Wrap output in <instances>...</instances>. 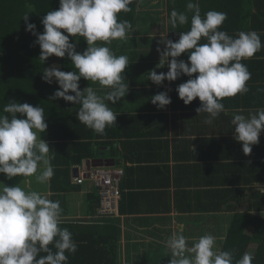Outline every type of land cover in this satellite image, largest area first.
Returning <instances> with one entry per match:
<instances>
[{
    "label": "clouds",
    "instance_id": "9594fccd",
    "mask_svg": "<svg viewBox=\"0 0 264 264\" xmlns=\"http://www.w3.org/2000/svg\"><path fill=\"white\" fill-rule=\"evenodd\" d=\"M133 3L134 0H59L58 9L46 12L41 19L43 32L36 31L28 13L22 17L25 30L36 37L34 43L39 45V59L43 64L52 55L67 56L75 68L66 72L55 64L45 67L42 80L48 84L55 81L58 85L52 99L62 98L78 105L76 119L100 135L116 124L118 114L106 101L116 104L128 92V84L123 81L130 62L127 56H117L105 45L128 39L132 26L126 20H119L118 14L130 12ZM188 12L192 13L188 31L179 32L176 41L168 39L166 34L158 41L164 47L163 50L157 47L160 59L156 67L167 64V72L149 70L148 79L160 85L165 80L171 82L181 75L187 76L176 87L178 98L185 105L198 98L200 106L196 112L207 113L205 123L210 124L224 111L221 103L224 98L249 91L247 82L251 73L242 61L251 59L264 48V43L255 30L240 31L235 36L220 30L227 14L209 10L202 17L198 0H188L185 12L171 11L168 19L171 28L188 24ZM70 37L74 39L70 41ZM76 37H83L87 44L83 52L76 51L79 41ZM202 39L206 43L201 44ZM182 53L188 54L187 62L177 59ZM81 78L98 82L109 91L99 95L90 86L81 90ZM150 101L163 109L171 103V98L161 91L152 95ZM3 113L6 115L0 114V174L7 180L31 177L43 166L37 180L50 181L54 175L50 146L41 138L48 127L45 110L13 99L5 105ZM232 124L234 139L241 143L243 153L249 155L264 130V109H257L247 117L236 114ZM61 213L59 201L0 181V264H67L66 253H75L77 244L72 233L60 227ZM166 247L168 264L234 262L233 253L218 250L216 238L211 234L199 237L189 246L182 233H173ZM253 259L251 252H245L235 264H252Z\"/></svg>",
    "mask_w": 264,
    "mask_h": 264
},
{
    "label": "crops",
    "instance_id": "0c3cea01",
    "mask_svg": "<svg viewBox=\"0 0 264 264\" xmlns=\"http://www.w3.org/2000/svg\"><path fill=\"white\" fill-rule=\"evenodd\" d=\"M187 2L148 0L147 12H157L150 21L152 24H148L147 29L142 24L133 26L126 41L116 40L115 46L110 47L115 55H125L130 61L123 81L128 84V92L116 104L106 101L118 114L114 128L121 127L124 133L121 138L130 157L123 165L125 173L120 189L119 207L123 204L125 211L120 215L122 235L117 250L118 264H168L166 241L177 232L188 239L189 246L199 237L211 234L220 250L228 237L229 224L221 220L218 208L213 206L235 195L236 187L244 188L245 202L259 199L258 186L264 179V130L259 143L245 155L241 143L234 139L235 126L232 124L234 115L247 117L261 109L256 102L247 101L245 94L226 97L221 101L224 111L209 124L205 123L207 113L196 112L200 106L198 98L188 105L178 98L176 87L185 82L187 76L181 75L171 82L165 80L160 85L148 79L149 70L157 73L168 70L167 64L156 67L160 59L157 47L161 50L164 47L158 44L160 36L166 34L168 39L176 41L179 32L190 29L191 12L187 13L189 23L176 28L181 31L176 32L168 25L171 11L185 12ZM205 13L201 10L202 17ZM228 18L227 14L220 30L229 34L225 28L230 24ZM200 43L206 41L202 39ZM187 58L188 54L182 53L177 59L187 62ZM90 83L87 85L99 95L109 91L98 82ZM161 91L167 92L171 103L158 109L150 100ZM78 174L79 170L73 177ZM27 181L21 187L25 191L35 190L59 201L62 208L60 224L77 221L87 226L95 220V214L86 215L91 204L88 193L93 192L90 182H84L80 191H69L56 199L49 190V181L40 189L29 188L32 182L29 178ZM238 227L236 224V229Z\"/></svg>",
    "mask_w": 264,
    "mask_h": 264
},
{
    "label": "trees",
    "instance_id": "16d2710c",
    "mask_svg": "<svg viewBox=\"0 0 264 264\" xmlns=\"http://www.w3.org/2000/svg\"><path fill=\"white\" fill-rule=\"evenodd\" d=\"M198 2L202 13L209 10L227 12L230 24L225 28L230 35L240 31L255 30L264 43V0H198ZM148 5V0H134L130 5L132 10L119 13L118 18L123 17L121 21L128 20L132 27L142 24L147 29V25L152 24L150 21L157 14V12H147ZM58 7L59 0H0V114L6 115L3 113V108L13 99L20 103L27 102L33 106H40L45 110V121L48 125L45 141L50 146V162L54 169L48 187L56 199L69 191H71L69 193L78 192L83 189L84 182H90L89 179H84L78 183L77 176L73 177L74 168L79 170L78 176L84 167L88 169L93 166H107L123 170L118 186L117 214L98 213L100 196L96 187L90 182L93 192L88 193L91 204L86 215H96L93 223L87 226H82L77 221L60 224L61 228L68 230L72 228L70 230L72 239L77 244L75 253H66L67 264H118L117 250L122 235L120 215L125 211L123 204L119 207L120 189L125 173L123 165L130 158L121 138L124 133L121 127L118 129L112 125L100 135L76 119L78 105L66 102L62 98L52 99V94L58 85L55 81L48 84L42 80L45 67L55 64L66 72L75 71V68L67 56L60 58L52 55L43 64L39 59V45L34 43L36 37L25 30V21L22 18L28 13L29 22L36 25V31L43 32L41 19L46 12L56 10ZM175 31L181 30L175 29ZM73 39L70 37V41ZM76 39L79 40L76 43V51L83 52L87 47L84 38L76 37ZM115 42L116 40L105 46L112 48ZM244 64L251 73V79L247 82L249 91L244 93L246 100L256 102L258 107L264 109V48L251 59L244 60ZM90 82L81 78L80 89L88 87L87 84ZM262 139L264 143V136ZM28 178L17 176L7 180L3 174H0L1 181L13 186L23 187ZM258 189L259 199H245L248 202L246 203L243 200V196L246 195L245 192L243 194L244 188L236 187L235 195L223 199L215 205L216 207L213 206L218 208L217 212L221 214V220L229 224L228 237L222 242L220 250L233 253V264L244 254L243 249L247 244L244 245L243 242L249 239L244 232L247 228L253 236L249 240L257 245L255 252L252 253L254 256L252 264H264V179H261ZM239 194L242 198L238 196ZM236 224L239 225L237 229ZM84 258L86 260H83Z\"/></svg>",
    "mask_w": 264,
    "mask_h": 264
},
{
    "label": "built area",
    "instance_id": "2783aa9c",
    "mask_svg": "<svg viewBox=\"0 0 264 264\" xmlns=\"http://www.w3.org/2000/svg\"><path fill=\"white\" fill-rule=\"evenodd\" d=\"M92 168V169H90ZM84 167L76 181L81 183L84 179H89L96 187L100 196V207L98 213H116L119 199V180L123 174L121 168L107 166Z\"/></svg>",
    "mask_w": 264,
    "mask_h": 264
},
{
    "label": "rangeland",
    "instance_id": "374dc122",
    "mask_svg": "<svg viewBox=\"0 0 264 264\" xmlns=\"http://www.w3.org/2000/svg\"><path fill=\"white\" fill-rule=\"evenodd\" d=\"M46 133H47V129H46L45 132H42L41 133V138L43 140H46ZM42 170H43V166H41L40 170H38V172H37L36 175L29 177V180L32 182V184H30L28 186L29 188H31V189H35V188L36 189H40L42 186H46V183L45 182L41 183L40 181L37 180V176L40 174V172H42ZM86 183H88V181H86ZM249 231H250V229H247V231L245 230L244 232L247 234L246 236H248L249 239H250V237H253V236H252L251 232H249ZM248 240L245 241V242H243L244 245L247 244L246 247H244V249H243L244 250L243 253H245V252H251V253H253V252H255V249L257 247V245H255V244L252 243L253 242L252 240H249V241Z\"/></svg>",
    "mask_w": 264,
    "mask_h": 264
},
{
    "label": "water",
    "instance_id": "95a60500",
    "mask_svg": "<svg viewBox=\"0 0 264 264\" xmlns=\"http://www.w3.org/2000/svg\"><path fill=\"white\" fill-rule=\"evenodd\" d=\"M100 164V163H99ZM76 171H77V169L76 168H74V173L76 174Z\"/></svg>",
    "mask_w": 264,
    "mask_h": 264
}]
</instances>
